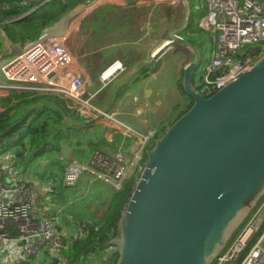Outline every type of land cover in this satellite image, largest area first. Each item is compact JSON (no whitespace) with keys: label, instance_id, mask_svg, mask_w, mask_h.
<instances>
[{"label":"water","instance_id":"water-1","mask_svg":"<svg viewBox=\"0 0 264 264\" xmlns=\"http://www.w3.org/2000/svg\"><path fill=\"white\" fill-rule=\"evenodd\" d=\"M183 6L182 28L156 57L178 44L192 49L183 89L193 106L146 152V169L110 243L107 257L118 255L117 264H214L264 198V57L204 96L193 84L200 53L180 37L192 17L190 1Z\"/></svg>","mask_w":264,"mask_h":264},{"label":"crops","instance_id":"crops-1","mask_svg":"<svg viewBox=\"0 0 264 264\" xmlns=\"http://www.w3.org/2000/svg\"><path fill=\"white\" fill-rule=\"evenodd\" d=\"M180 2V5H177L178 2L173 5L181 7L183 0ZM153 3L152 0H101L98 6L90 11L86 10L84 5H79L61 23L48 29L51 34L64 41L67 49L74 56L75 64L66 72L64 81L67 83L77 75L89 79L92 82L90 92L100 90L93 104L101 110L114 112L120 123L139 133H147L150 130L158 133L162 129L167 130L191 104L183 89V77L186 66L195 59L192 49L185 44H178L159 59L154 52L157 46L163 47L170 40L168 36L171 32L182 28L184 22L180 27H171L168 33H162L158 28H154L151 21L150 12L154 8ZM196 3L198 4L196 7L204 10L203 17L207 15V1L196 0ZM95 11L98 13L96 18L103 19L100 33H95L91 28L94 26L95 18H92L94 15L91 17L90 15ZM137 15L141 16L138 22ZM84 21L85 25H89L82 33L81 24ZM189 32L180 33V37L188 41ZM80 33V39L85 46L83 53L76 47ZM202 33L205 34L203 37L205 40L201 39L202 42L199 44L193 45L188 42L198 50L201 58V53L203 54L205 67L211 60L214 40L208 32L202 31ZM200 38L202 37L198 36L197 39ZM6 44L11 45L9 42ZM116 61L122 64L124 72L118 74L105 87H100L102 85L100 74ZM201 75L197 77V85ZM5 85L6 81L0 72V97H7L12 91L1 87ZM96 121L91 120L87 125H92ZM96 123L104 130L109 129L107 132L104 131L101 137L109 143L112 142L115 133L112 127L99 121ZM101 149L105 150L106 161L97 170L110 172L113 155L118 150L110 151L106 148L92 151L90 156L82 161L72 157L69 152H64L69 156L68 158L63 156L66 159L65 167L72 160L90 166L96 153ZM0 161L7 181L24 183L33 191L34 216L45 212L53 217L58 233L70 241L77 236L78 225L86 226L88 229L94 227L105 218L109 210L114 193L109 186L101 181L83 177L84 179L75 187H65L62 181L64 171L62 173L60 167L55 166L53 160L47 159L46 156L32 160L27 152L16 149L1 155ZM63 192L65 194L60 197V201H55L53 195L59 196ZM15 199L8 197L6 202L11 203ZM2 249L4 250L2 264L13 263L21 254L19 248H12L10 245ZM107 252L109 254V250Z\"/></svg>","mask_w":264,"mask_h":264},{"label":"built area","instance_id":"built-area-1","mask_svg":"<svg viewBox=\"0 0 264 264\" xmlns=\"http://www.w3.org/2000/svg\"><path fill=\"white\" fill-rule=\"evenodd\" d=\"M100 1L92 0L83 7L94 10ZM206 1L208 13L198 25L213 36L214 48L211 60L205 65L199 79L198 88L204 96L211 97L264 57V0ZM36 4H41V0H22L17 5L30 7ZM4 8L8 9V6ZM250 45L255 47L247 49ZM73 65L74 61L64 41L45 30L35 41L26 42L18 53L3 63L0 70L6 85L1 87L51 92L77 102L86 99L87 119L108 124L115 133L126 138L136 136L137 142L131 155L117 152L113 156L110 172L97 170L106 161L101 150L96 153L90 166L77 160L67 163L63 178L65 187L75 186L84 173H89L92 180L116 184L118 189L129 179L137 185L146 169L143 160L148 151L147 145L153 138L152 133L141 134L120 123L114 112L97 108L93 100L100 90L91 93L92 82L89 79L77 75L66 83V72ZM122 72L124 68L119 61L107 66L99 77L102 87ZM4 174L0 161V243L18 246L21 254L16 262L33 264L42 258L60 259L61 251L71 242L88 236V228L78 225L75 239L70 241L62 237L53 217L45 212L34 216L33 191L24 183H10ZM8 197L16 199L7 203ZM214 264H264V198Z\"/></svg>","mask_w":264,"mask_h":264},{"label":"trees","instance_id":"trees-1","mask_svg":"<svg viewBox=\"0 0 264 264\" xmlns=\"http://www.w3.org/2000/svg\"><path fill=\"white\" fill-rule=\"evenodd\" d=\"M21 1L0 0V31L4 39L12 45H23L25 42L35 41L42 32L53 27L74 8L88 4L92 0H41V4L30 7L18 6L17 4ZM190 3L192 17L187 39L195 45L202 42L201 39L205 40L203 38L205 34L198 28V21L195 19V15L202 19L204 10L196 9L198 5L196 0H190ZM5 5L8 9L4 8ZM32 9L35 10L32 11ZM198 36L202 38L198 40ZM201 56L202 65L204 63L202 53ZM187 97L191 104L180 117L193 106V101L188 95ZM0 106L2 108L0 111V156L16 149L24 150L32 160L45 158V156L53 160V164L59 166V170L63 173L66 163V159L63 158L64 152H69L72 157L82 161L99 148L117 151L123 146L124 152H128L133 144L131 138H126L119 133H114L112 142H107L101 137L103 127L97 123L84 125L91 120L79 114L74 109V103L61 94L12 90L7 97H0ZM153 146L154 144L148 147V150ZM60 158L63 159L60 160ZM143 161L146 163V155ZM133 188L134 181H126L121 192L113 193L105 218L96 226L89 227L88 236L85 239L71 242L63 249L60 259L42 258L33 264H84L91 255H94L96 260L99 259L102 264L107 262L117 264L118 255L107 259V251L111 248L110 243L119 236L121 214Z\"/></svg>","mask_w":264,"mask_h":264},{"label":"rangeland","instance_id":"rangeland-1","mask_svg":"<svg viewBox=\"0 0 264 264\" xmlns=\"http://www.w3.org/2000/svg\"><path fill=\"white\" fill-rule=\"evenodd\" d=\"M145 1H151V0H145ZM154 2V3H153ZM175 2H178V4L177 5H180V0H172V1H170V0H152V3L154 4V8H152V10H151V12H150V14H151V21H152V23L154 24V28H158L162 33H164V34H166V33H168L169 32V30H170V28L171 27H180L182 24H183V22H185V8L183 7V5L181 6V7H178V6H175V5H173V4H175ZM152 5V4H151ZM198 7H196V9H197ZM203 8V7H202ZM101 10V9H100ZM100 10H97V11H100ZM90 11V10H89ZM97 11H95V12H93L91 15H90V17L91 16H93L92 18L94 19V26H91V28H93V30H94V32L96 33H100L101 32V26H102V24H101V22H102V18H101V20H100V17H98V18H96L97 16H98V13H96ZM196 11V10H195ZM96 13V14H95ZM69 15V14H68ZM66 17H64L63 19H61L57 24H59V23H61L64 19H65ZM91 18V19H92ZM136 18H137V22L139 21V19L141 18V16L140 15H137L136 16ZM195 19H196V21H198L199 20V17L198 16H196L195 15ZM86 21H87V19H86ZM57 24H55V25H57ZM88 25L89 24H86L85 25V21L81 24V31L80 32H82V33H84L85 31H86V28L88 27ZM198 28L201 30V31H205L203 28H200L199 27V25H198ZM175 29V28H174ZM176 30V29H175ZM1 32V31H0ZM206 32V31H205ZM80 37L78 38V40H77V48L83 53V49H84V44L82 43V40L80 39L81 38V33H80V35H79ZM188 36V35H187ZM169 37V36H168ZM198 40H200V39H198ZM169 41V40H168ZM7 43V41L4 39V36H3V34L2 33H0V68H1V66L3 65V63H5L7 60H9L10 58H12L16 53H18L19 52V50H20V48H21V46L20 45H7L6 44ZM167 43V42H166ZM165 43V44H166ZM164 44V45H165ZM75 47V48H76ZM79 47H82L81 49L79 48ZM253 47H255V46H252V45H250V46H247V49H250V48H253ZM162 47H160V46H157L155 49H154V52H155V54L156 55H158V52H159V50L161 49ZM71 52V51H70ZM72 53V52H71ZM70 53V54H71ZM71 56H72V59H73V61H74V56H73V53L71 54ZM79 62L80 63H82L81 62V60H79ZM74 64H75V61H74ZM83 64V63H82ZM203 68H204V64H202L200 67H199V69L195 72V77H194V84H195V87L198 89V85H197V77L198 76H200L201 75V73H202V71H203ZM0 72H1V70H0ZM100 87H102V85H100ZM70 100V99H69ZM72 101V100H71ZM85 101H87L86 99L85 100H83V102H77V101H72L73 103H74V109H76V111H78V113L79 114H81L84 118H86L85 117V115L87 114V110H86V108H87V106H85L84 105V102ZM87 119V118H86ZM87 122V121H86ZM89 122V121H88ZM84 125H86V123L84 124ZM77 126V125H76ZM81 127H83V125H81ZM166 129H162V130H160L158 133H156V131H153V130H150L149 132H147L148 134L149 133H152V136H153V138L151 139V141L148 143V145H147V149H148V147H150L151 145H153L154 144V142L158 139V137L159 136H162V133L165 131ZM104 132V129H102L101 130V134ZM147 133H141V134H147ZM89 138H90V136H89ZM128 138H131L132 140H133V144L131 145V147H130V151H128V152H124V148L125 147H123V146H121L120 148H119V150L117 151V152H122L123 154H125V155H131V153H132V151H133V148H134V144H136V142H137V138H136V136L135 135H131V137H128ZM101 151L103 152V154H104V156L106 157V153H105V150H103V149H101ZM116 152V153H117ZM115 153V154H116ZM114 154V155H115ZM113 155V156H114ZM63 159V158H62ZM61 158H60V160H62ZM83 177H87V178H90V179H92L91 177V175L89 174V173H84L83 175H81V177L79 178V180L76 182V184H75V186L77 185V183H79V182H81L84 178ZM129 181H134V180H127V182H129ZM126 182V181H125ZM125 182H123L122 184H121V186H120V189H118L117 187H116V184H114V185H111V184H106V183H103V184H105V185H107V186H109L110 188H111V190L115 193V192H121L122 190H123V186H124V184H125ZM135 185H136V182L134 181V187H135ZM75 186H73V187H75ZM98 187H100V185H98ZM65 194V192H63V193H61L59 196H55V195H53L54 197H55V201H60V197L62 196V195H64ZM237 230H234L232 233H231V235H230V237H228V239H227V241H226V245L227 244H229L230 243V240H231V238L234 236V235H237V232H236ZM234 239V238H233ZM232 241V240H231ZM10 245V247H12V248H16V247H18L17 245H13V244H9ZM6 246V244H4V243H1L0 244V264H2L1 262V258L3 257V253H4V250L2 249V247H5ZM224 250V248L223 249H221L220 251H219V255L222 253V251ZM217 258H215V260H216ZM215 260H213V261H215ZM17 260H15L13 263H6V264H23L22 262H16ZM84 264H102L101 263V261L99 260V259H95V257H94V255H91L90 257H89V259L87 260V261H85L84 262Z\"/></svg>","mask_w":264,"mask_h":264}]
</instances>
